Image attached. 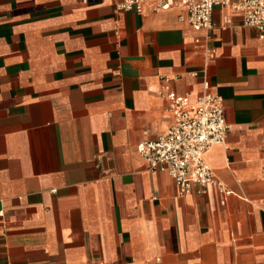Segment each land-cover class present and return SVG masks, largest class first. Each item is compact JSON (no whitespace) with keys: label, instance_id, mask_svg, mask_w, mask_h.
I'll use <instances>...</instances> for the list:
<instances>
[{"label":"crops","instance_id":"obj_1","mask_svg":"<svg viewBox=\"0 0 264 264\" xmlns=\"http://www.w3.org/2000/svg\"><path fill=\"white\" fill-rule=\"evenodd\" d=\"M120 1L0 0V264H264V37L229 7L197 30ZM163 75L224 99V204L138 152L174 122Z\"/></svg>","mask_w":264,"mask_h":264},{"label":"built area","instance_id":"obj_2","mask_svg":"<svg viewBox=\"0 0 264 264\" xmlns=\"http://www.w3.org/2000/svg\"><path fill=\"white\" fill-rule=\"evenodd\" d=\"M174 6L186 9L190 25L197 30L212 28L215 7H229L241 14L245 26L257 29L260 37H264V0H122L117 10L144 13L148 7L168 10ZM226 23H230L229 18ZM204 88L192 102L187 95H179L171 88L170 77L161 76V93L169 101L168 110L174 122L165 134L153 141L140 142L137 149L151 170L171 174L180 196L192 193L195 186L200 192L215 186L224 204L230 191L216 177L205 155L212 146L225 143L229 125L223 97L208 90L207 80Z\"/></svg>","mask_w":264,"mask_h":264}]
</instances>
